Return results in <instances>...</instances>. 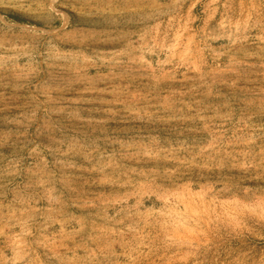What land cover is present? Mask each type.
Returning <instances> with one entry per match:
<instances>
[{"label": "rangeland", "instance_id": "1", "mask_svg": "<svg viewBox=\"0 0 264 264\" xmlns=\"http://www.w3.org/2000/svg\"><path fill=\"white\" fill-rule=\"evenodd\" d=\"M0 264H264V0H0Z\"/></svg>", "mask_w": 264, "mask_h": 264}]
</instances>
